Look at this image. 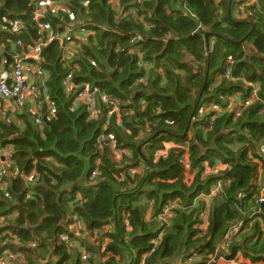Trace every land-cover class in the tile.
I'll use <instances>...</instances> for the list:
<instances>
[{
    "label": "trees",
    "instance_id": "16d2710c",
    "mask_svg": "<svg viewBox=\"0 0 264 264\" xmlns=\"http://www.w3.org/2000/svg\"><path fill=\"white\" fill-rule=\"evenodd\" d=\"M53 2L36 19L34 0H0V44L12 56L18 41L28 48L47 36L41 27L47 23L52 34L78 28L69 45L50 43L39 64L42 100L47 97L51 106L44 103L43 114L28 106L17 114L26 120L22 130L0 120V144L14 149L9 171L37 175L31 182L4 179L9 188L0 194V217L18 212L7 217V230L20 248H10L28 252L37 244L39 259L47 260L26 253V264H189L195 252L207 257L191 264H218L208 257H217L232 225L244 223L235 253L264 263V204L257 203L258 167L264 164V0L244 19L235 17V2L228 16L230 0H123L119 12L110 0ZM18 20L22 31L9 33ZM136 35L143 40L134 41ZM230 59L235 81L224 77ZM243 81L260 85V101L241 117L220 115L212 131H201L192 117L207 102L225 106L238 92L249 97ZM86 87L118 102L120 115L108 117L107 106L98 103L99 117L92 119L87 105L76 103ZM37 117H46L42 127ZM167 142L175 145L168 150ZM114 149L124 151L121 159ZM218 164L229 170L201 176L206 165ZM136 168L145 170L132 173ZM220 180L228 184L211 206L196 205ZM168 203L184 208L176 210L170 227L157 221ZM203 211L209 215L205 237L196 230ZM5 239L13 241L5 237L0 246Z\"/></svg>",
    "mask_w": 264,
    "mask_h": 264
},
{
    "label": "built area",
    "instance_id": "2783aa9c",
    "mask_svg": "<svg viewBox=\"0 0 264 264\" xmlns=\"http://www.w3.org/2000/svg\"><path fill=\"white\" fill-rule=\"evenodd\" d=\"M142 0H139L141 2ZM216 4H220L222 0H214ZM34 2L37 5V11H36V19L39 17H45L47 8L50 6L55 5L53 0H34ZM258 5L256 2H248V0H239L236 2V11L237 13H246L249 10V15L251 16L252 12H250V7ZM259 8V5L257 6V9ZM188 13V11H187ZM195 16V15H194ZM10 28L8 27L9 33H19L22 31L20 25H22V21H13L10 24ZM12 26V27H11ZM42 27V31L44 33H47V36L44 34L42 35L33 46L24 48L23 42L18 41L16 45H13L12 47V54L14 59V66L12 70H1L0 71V105L3 102H9L7 105H9V109L12 112V114L17 115L24 112L25 108L27 106L29 107L32 104H29L35 99L41 97L39 94V91L33 92L31 82H30V71L28 70L29 65L36 64L39 67V64H41L43 60V53L45 49L50 45V43L57 41L61 43L62 45H69L72 40L73 36L72 34H66V33H57L52 34L50 32V24L47 23ZM78 28H73V33L76 32ZM143 40L142 37L136 35L133 40ZM18 47L22 48V51H18ZM66 49V47H64ZM229 69L227 70L225 74V79L235 81L232 75V69L231 67L234 65V62L230 60L228 62ZM245 85L249 88H251V92L249 97L245 98L244 100H229L226 102L225 106H222L217 103H208L204 105L203 108L199 111V113L192 117V121L194 123L200 124V130L203 132H210L213 130V126L215 121L218 119V117L225 114H235V118H239L242 116L243 112L253 106L256 102L260 101L259 93L261 90V87L259 84L243 81ZM74 85L72 83H69L68 90L72 91L74 89ZM42 89H46V86L43 85ZM76 103L80 104H86L88 107V110L91 114L92 119H97L99 117L100 109H98V103L101 105L107 106V109H109L108 117H111L113 114H119L121 112V108L118 102L111 99L107 94L101 93L99 90L92 91L89 87H86L84 90L80 91L78 93ZM35 107H30L29 110L32 113H37L34 111ZM43 119L45 120V117H37L34 122L37 126L42 127L43 126ZM111 139V138H110ZM11 146L8 147H2L0 145V187L3 185V181L5 178H22L25 181H33L34 178L37 179V175L35 173L31 174L30 176H25L24 174L19 173L18 171H9L13 167V162L11 160ZM115 157H118L121 159L122 154L124 151L114 149ZM259 157L261 159H264V143L260 147ZM162 156H159L157 158H161ZM181 163L184 166L185 170L187 172H191L192 168L190 165V162L186 156H183L181 158ZM3 165V166H2ZM7 166V167H6ZM136 168L133 173L137 171ZM229 168L224 165H216L213 167H210L206 165L204 167V171L201 173L202 177H207L210 175H219L225 171H228ZM97 174L94 173L91 180L94 179V177ZM191 177L193 178V175L191 174ZM259 187L261 188L259 197L257 199V203L264 204V177L259 179ZM228 183L225 180H220L218 183L214 184L211 187V190L208 194H201L196 199L195 204L197 205L199 202H208L212 201L214 198L218 197L222 189L225 185ZM242 199L247 198V195L244 194L241 196ZM176 210H184V208L178 204V203H168L161 213L157 217V221L160 223H165L166 227H170L172 225V221L175 215ZM257 213H261L260 210L256 211ZM147 221H151V215L150 213L147 214L146 217ZM208 211H203L199 215V223L196 227V230L201 231V237L207 236L206 230L208 227ZM253 221V220H252ZM244 226V223H238L234 224L230 227V229L225 234L222 243L219 245V253L220 256L217 259L215 257V260L211 257L210 263H216L218 261H230L231 263L238 264L242 262V257L240 254H234L233 258H229V255L234 250L233 244L234 239L241 234L242 228ZM111 228V227H110ZM200 237V236H199ZM158 242H156L157 244ZM31 249H36L37 244L30 245ZM102 251H105V247H103ZM189 264L196 262L200 260V255L198 253H193L188 256ZM22 258V255L19 253H16L11 250L7 251H0V264H17L19 262V259ZM83 261L88 260V256L86 254H83L82 256ZM105 263V260H102V264ZM135 264H143L141 262L135 263Z\"/></svg>",
    "mask_w": 264,
    "mask_h": 264
},
{
    "label": "crops",
    "instance_id": "0c3cea01",
    "mask_svg": "<svg viewBox=\"0 0 264 264\" xmlns=\"http://www.w3.org/2000/svg\"><path fill=\"white\" fill-rule=\"evenodd\" d=\"M110 1H111V4L113 5L114 9L117 12H119V10H122V2H123V0H110ZM238 1L239 0H234L233 1V2H235V5H234V8L235 9H233L234 10L233 13H234V15H235V17L237 19H244L247 16H249V10L246 13H244V14L237 13V11H236V2H238ZM252 1H254V2H256L258 4V0H248V2H252ZM231 5H230L229 10H228V16L229 17L231 16V15H229V13L230 12L232 13ZM250 18H251V16H250ZM64 33H66V34H72L73 33V28L71 27V28L66 29L64 31ZM173 41H175V40H173ZM134 51L137 52V53H139L140 55H142L140 49L137 48ZM71 54L72 53L68 52V54H66L65 57L68 58V59H70ZM12 58H13V56L8 53L7 47L4 44H0V71L1 70H8L9 69L8 62ZM234 65L231 67V69H232V75H233V72H234V67H235ZM227 66H228V69H229L230 67H229V64L228 63H227ZM28 70L30 71V82H31V86H32L33 92L39 91V94L41 95V97L38 96V98L35 99V101L32 100V102L29 103V104H32V105H30L28 108L35 107V109H34L35 112H38V113H42L43 114L44 113V109H45L44 103H46V104H48V105L51 106V103H50V101H49V99L47 97H44V100H42L43 91L41 90V88L43 87L44 84L41 85V81H42V78L45 77V76H44L43 72L40 70V67H38L36 64L34 66L33 65H29L28 66ZM226 72H225V74H226ZM231 99H233V100H244L245 98L243 97V94L241 92H238L234 96H232V97L229 98V100H231ZM7 103L9 104V102L6 101V102H3L0 105V120L2 122H4V123L13 124L14 126H16L17 128H19L20 130H22L23 128L26 127V120H24L23 118H20V116H18V115L12 114V112L9 109V105H7ZM209 103H211V102H209ZM212 103H214V102H212ZM51 109L53 110V108H51ZM174 145H175L174 142H167V143H165L166 149H168V150L170 148H172ZM2 147H5V146H2ZM10 149H11V155H13V150H14L13 149V146H11ZM220 165H222V164H220ZM0 166H1V163H0ZM258 174H259V176H258L259 179L264 177V164H261V163L259 164ZM192 179L193 178H191V180ZM8 188H9V182H7L6 180H4L2 187H0V194L2 192H5L6 193L8 191ZM211 204H212L211 201L206 202V205L208 207H210ZM8 216L10 217V219L13 220V219H15L18 216V212L17 211H14L12 214H7V215H5L3 217H0V235H1L0 236V241L3 238H5V237L6 238L9 237V238H12L13 239L12 243H11V240L10 239H5L6 241L2 244V246H0V251H3V252L4 251H7V250L13 251L10 248V245H17L16 247L20 248L19 245H18V242H17V244H16V242L14 244V236L12 235V233H10L7 230V227L9 226V220L7 218ZM6 230L8 232H5ZM38 247L39 246H37L36 249H31L32 252L30 250H28V252L14 251V252H17V253H21L23 255L22 258L19 259V262L17 264H26L27 263L26 253L29 254L30 255V258H33V259H34L33 256H37V259L41 263H43L44 261H46L47 258L44 259V260H40L39 259L38 255H37L38 254ZM241 261L242 262H240L238 264H253V263H251L248 260L242 259ZM218 264H234V263H231L230 261L229 262L228 261H226V262L225 261H218ZM256 264H264V263L261 262V263H256Z\"/></svg>",
    "mask_w": 264,
    "mask_h": 264
},
{
    "label": "water",
    "instance_id": "95a60500",
    "mask_svg": "<svg viewBox=\"0 0 264 264\" xmlns=\"http://www.w3.org/2000/svg\"><path fill=\"white\" fill-rule=\"evenodd\" d=\"M233 1H234V0H230V5L233 3ZM229 15H231V12L229 13ZM206 37H207V47L209 48V47H210V43H209V40H208L209 35H207ZM244 40H245V39H244ZM244 40H242L240 43H242ZM63 46H65V44H63ZM247 62H248V61H247ZM208 75H209V73H207V77H206V80H205L204 88H205L206 83H207V80H208ZM203 94H204V90L201 92L200 98H199V100H198V104H197L196 107H195V111H196L197 108H198V105H199V103H200V101H201V98H202ZM46 120H47V119L45 118V121H46ZM189 128H190V126L188 127V129H187V131L184 133V135L182 136L183 138L188 134V130H189ZM159 135H160V132L156 133L152 139H155V138L158 137ZM140 149H141V147H139V150H140ZM141 156H142V155H141ZM142 157H143V156H142ZM139 162H140V160H139ZM234 254H235V250L232 251V253L229 255V258H230V259L233 258ZM219 256H220V254H218L216 258L218 259Z\"/></svg>",
    "mask_w": 264,
    "mask_h": 264
},
{
    "label": "rangeland",
    "instance_id": "374dc122",
    "mask_svg": "<svg viewBox=\"0 0 264 264\" xmlns=\"http://www.w3.org/2000/svg\"><path fill=\"white\" fill-rule=\"evenodd\" d=\"M206 104H207V103H206ZM206 104H205V105H206ZM167 145H168V144H167ZM134 170H135V169H133V171H134ZM144 170H145V169H143V168H139V169H137V171H136L134 174H140V173L142 174V173L144 172ZM132 173H133V172H132ZM192 175H194V172L192 173ZM71 229H72V228H71ZM73 230H74V229H73ZM92 241H94V240H92ZM41 252H42L43 254H45V253H44V252H45L44 249H42ZM205 257H207V256L203 255V257H202V256L200 255V258H201V259H202V258L204 259ZM210 258H211V257H208V259H210ZM213 260H215V258H214Z\"/></svg>",
    "mask_w": 264,
    "mask_h": 264
}]
</instances>
